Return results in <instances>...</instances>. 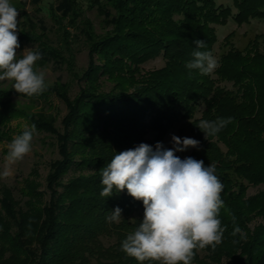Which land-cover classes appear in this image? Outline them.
<instances>
[{
    "label": "trees",
    "instance_id": "1",
    "mask_svg": "<svg viewBox=\"0 0 264 264\" xmlns=\"http://www.w3.org/2000/svg\"><path fill=\"white\" fill-rule=\"evenodd\" d=\"M82 1L88 8H102L112 30L93 37ZM51 14L63 24L66 38L62 51L39 50L42 59L45 54L62 59L61 52L69 54L74 39L84 38L90 65L80 80L89 88H82L74 99L67 87L56 85L32 97L0 92V97L8 99H47L55 93L68 109L63 131H59L48 121L0 104L1 126L25 117L37 130L56 137L60 155L50 164L44 191L32 179L25 180L22 199L10 187L2 188L0 264H141L121 244L142 221L143 203L126 189L102 197L100 169L115 154L141 143L154 148L181 120L189 121L200 141L199 149L193 148L188 156L203 160L205 166L215 164V174L224 185L221 199L225 207L218 217L225 229L221 243L239 239L241 234H231L236 225L246 230L245 224L254 215L264 219V190L251 198L244 196L249 185L264 183V37L257 36L242 50L229 41L232 35L227 36L224 47L229 48L209 75L186 67L196 40L206 43L200 51L214 54L218 42L214 25H225L230 18L238 24L264 21V0H233V7L216 0H61L56 8L51 7ZM65 21L76 33L64 27ZM25 35L20 33L22 39ZM158 57L164 60L161 68L144 69L145 63ZM68 61L73 66L71 52ZM101 79L113 82L109 90H102ZM198 111L200 117H196ZM218 117L233 120L205 139L196 125ZM86 169L94 172L64 181L70 171ZM117 206L122 209V219L109 222L106 218ZM105 239L112 242L107 245ZM217 248L220 246L196 250L193 262L203 264V250L219 259ZM247 252L244 264H264V220Z\"/></svg>",
    "mask_w": 264,
    "mask_h": 264
},
{
    "label": "clouds",
    "instance_id": "2",
    "mask_svg": "<svg viewBox=\"0 0 264 264\" xmlns=\"http://www.w3.org/2000/svg\"><path fill=\"white\" fill-rule=\"evenodd\" d=\"M19 11L10 0H0V81H14L12 88L28 97L45 92V72L34 67L41 53L28 48L19 56L17 17ZM192 59L186 64L189 70L209 75L219 62L202 40L195 41ZM233 118L200 120L196 125L208 140L217 135ZM191 122V121H190ZM36 126H25L22 134L8 144L0 178L13 175V166L31 151ZM172 147L161 142L155 147L141 143L134 149L115 154L100 169L104 186L100 195L111 197L114 192L127 193L144 206L143 219L133 233L122 241V250L137 261H156L159 264H192L196 250L211 246L214 250L222 242L225 229L218 218L225 207L221 199L224 185L215 174L216 165L205 166L203 160L191 156L181 159L175 153L189 148L199 149L200 141L190 137L172 135ZM122 209L116 207L106 219L119 222ZM235 225V216L232 217ZM232 236L241 234L236 225Z\"/></svg>",
    "mask_w": 264,
    "mask_h": 264
},
{
    "label": "rangeland",
    "instance_id": "3",
    "mask_svg": "<svg viewBox=\"0 0 264 264\" xmlns=\"http://www.w3.org/2000/svg\"><path fill=\"white\" fill-rule=\"evenodd\" d=\"M219 4L233 7V0H216ZM61 0H10V3L19 11L17 20L18 23V41L20 48L17 49L18 56L23 53L25 49L33 48L34 50H47L58 49L61 50V44L66 38L64 36L63 24H59L57 18L61 14L59 11L57 18L52 16L51 7L56 8ZM84 3V4H83ZM87 2L82 1L84 10V17L88 19L92 27L90 32L93 37L105 35L108 31L112 30V26L108 24V17L104 10L101 8L86 7ZM234 12L236 10L233 8ZM25 12V14H24ZM59 19V18H58ZM68 26V30L74 34L76 30L64 22V27ZM218 37V42L214 47V57L218 60L220 55L229 47H224L225 38L229 35L230 42L239 49H244L248 43L254 40L257 36L264 37V21L259 19H252L251 21L243 24H238L234 19L230 18L225 25H214ZM26 34L27 38H21L20 33ZM73 40V37H71ZM69 40H71L69 38ZM260 41H262L260 39ZM71 42V41H70ZM72 49L68 52L73 54L74 63L71 66L69 54L65 51L61 52V58H53L51 55L45 54L43 59L35 62L34 67L38 70L45 72L46 83L49 86H64L69 89L68 95L74 99L83 88L88 90V83L80 80L85 71L88 70L90 65L89 46L84 38L80 40H73ZM95 62L100 63L98 56L95 57ZM164 65L162 57L150 60L145 63V70H153L161 68ZM14 81L5 80L0 81V92H13L12 88ZM102 90H109L113 82L100 80ZM7 103L9 106L25 112L28 116L38 121H48L59 130L63 131V119L67 113V106L65 102L57 94L52 93L47 99L42 98H25L21 96H11L9 99L0 97V104ZM204 106L201 105L200 110ZM201 112L198 111L196 117H200ZM31 127L25 117L16 118L12 120L6 127L0 125V172L3 171L5 164V156L8 152V144L12 139L21 134L24 127ZM172 135L178 137H190L197 140L196 136L191 131L189 121L181 120L176 126L170 130L165 138L161 141L165 148H171ZM152 138V134L150 135ZM193 148H189L184 152L175 153L181 159L187 157ZM79 156V155H78ZM79 158V157H76ZM60 159L59 151L57 148V139L55 136L47 132L39 131L33 136L31 142V151L13 166V175L8 178H0V192L3 187H10L17 199H22L20 194L21 188L25 186V180H33L38 185L41 191L46 188V178L50 171V164ZM94 172L93 169H86L84 171H70L64 181L66 182L72 176L89 175ZM264 190V183L259 185H249L244 194L245 198H251L259 192ZM263 217L261 215H254L252 219L245 224V229L242 230L246 238L230 240L226 244L220 243L217 246L218 258H214L209 251L203 250V264H244L247 256V246L251 241L252 236L256 232V228L263 224ZM106 244H110L112 240L105 239ZM216 246V247H217ZM192 264H200L192 261Z\"/></svg>",
    "mask_w": 264,
    "mask_h": 264
}]
</instances>
